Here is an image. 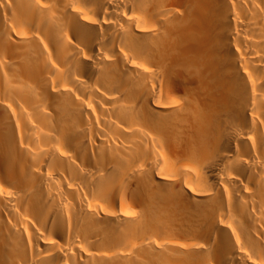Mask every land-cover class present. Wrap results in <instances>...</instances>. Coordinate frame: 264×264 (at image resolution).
<instances>
[{
    "label": "bare ground",
    "instance_id": "6f19581e",
    "mask_svg": "<svg viewBox=\"0 0 264 264\" xmlns=\"http://www.w3.org/2000/svg\"><path fill=\"white\" fill-rule=\"evenodd\" d=\"M0 264H264V0H0Z\"/></svg>",
    "mask_w": 264,
    "mask_h": 264
}]
</instances>
